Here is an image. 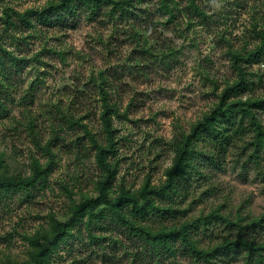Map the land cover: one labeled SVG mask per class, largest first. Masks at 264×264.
Listing matches in <instances>:
<instances>
[{
  "label": "rangeland",
  "instance_id": "374dc122",
  "mask_svg": "<svg viewBox=\"0 0 264 264\" xmlns=\"http://www.w3.org/2000/svg\"><path fill=\"white\" fill-rule=\"evenodd\" d=\"M116 2L135 14L122 17L117 10L110 16L112 5L94 16L81 3L71 10L52 8L61 0H0V56L11 60L7 50L26 60L18 67L5 63L10 75L1 101L7 110H0V180L29 179L35 169L53 163L41 186L0 191V264H29L32 239L49 229L52 216L67 222L83 195L99 198L103 172L87 133L107 144V103L117 111L108 115L115 142L109 161L117 170L109 198L115 200L124 188L142 205L143 188L168 182L178 139L211 116L224 92L240 80L233 55L260 52L261 58L241 63L248 86L225 106L237 109L264 97V0ZM42 12L43 22L35 15ZM17 14L30 15L31 24H18ZM255 117L264 130V108ZM70 118L77 122L71 125ZM228 132L223 151L205 137L194 139L186 187L170 199L150 195L155 206L174 214L135 217L129 206L116 211L153 233L186 225L205 250L237 237L239 215L245 223L264 216V147L259 159L251 157L259 134L248 118L239 132ZM51 154L55 160L49 161ZM214 154L223 156L220 165L205 162ZM217 213L230 225L212 218L206 227L191 229L199 218ZM95 214L90 227L85 217L72 228L47 264H203L181 251L150 262L141 255L147 249L142 235L111 206L103 204ZM256 236L264 241V228L258 227Z\"/></svg>",
  "mask_w": 264,
  "mask_h": 264
},
{
  "label": "trees",
  "instance_id": "16d2710c",
  "mask_svg": "<svg viewBox=\"0 0 264 264\" xmlns=\"http://www.w3.org/2000/svg\"><path fill=\"white\" fill-rule=\"evenodd\" d=\"M74 1L75 0H61V4L52 8L62 9L69 7V9L72 8L71 10H73L75 9V4L79 5L81 3L83 4V7L92 11L93 15L96 16L104 6L112 5L114 7H111L112 11L109 13L110 16H113V13L117 12V10H120L122 17L127 15L129 12L131 14H135L133 9L127 10L126 6L121 5L122 3H114V0H76L78 3L75 2L73 4ZM96 7L98 8L97 11L94 10ZM33 12L34 11L30 14ZM35 15L38 17V20L42 22L46 20L44 12L37 13ZM29 16L17 14L18 24H23L21 26L30 25L32 18ZM10 19L11 17L8 18V25H10ZM3 52L9 55L11 65L17 64L16 66L18 67L20 65L19 63H24L26 61L25 59H19L7 50H3ZM259 53L260 52H252L250 55L246 56L238 54L233 55V65L239 70L240 80L224 92L221 97L219 107L211 116L207 117L206 120L196 126L191 134L178 139L177 144L175 145L177 151L175 167L167 172L168 182L159 189L152 187L149 188V186L143 188L140 191V196L146 201V203L142 205L140 204L139 197L131 195L130 192L125 191L124 188L121 195L115 200H110L109 198L110 190L113 188L114 182L116 181L117 170L116 165L109 161L110 155L114 152L113 146H115V142L112 140L114 133L112 118L108 117V115H112L114 113L117 114V111L111 108V106L107 103V110L104 114V122L106 123L105 129L109 134L107 137V144H100L92 133L89 131L87 133L94 149L96 150L97 164L103 172V175L101 176V178H103V182L100 190V196L99 198H93L90 195H83L80 201L76 203L74 208L71 210L72 215L67 222H62L56 216H52L49 222V229L44 230L32 239L34 250L29 264H47V260L52 253L56 252L65 238L71 234L72 228L82 224L85 221V217H88L90 221V223L86 226L90 227L93 223L92 220L98 217V215L95 214V211L103 204L111 206V211L123 220L127 226L130 225L129 229L132 228L134 231H138L139 234L142 235L141 239L146 244L147 249L141 253V255L142 258L149 257L150 262L158 260V263H160V259H167L169 256L173 257L178 251H181L182 254H186L187 256L190 255L195 260L200 261L203 264H232L234 261H239V264H264V241H258L256 236L257 228H264V216L253 218L249 221V223H245L248 222V220L239 215L237 220L241 223L243 222V225L237 224L236 222L234 223L235 226L239 228V231L237 232L238 236L232 239H227L226 242L213 247L211 250H205L199 247V241L193 238L190 227L186 225L168 230L163 228L157 233H153V231L149 228L134 226L132 220L127 216V214L123 216V213L120 214L116 211L117 209L121 212L123 207L129 206L131 208L130 213L135 217L143 218L147 213H158L159 215L174 214L172 213L174 210L163 209L162 207L155 206V203L149 201L150 195L155 193V195L161 200L167 198L170 199L173 191L176 193L178 191L177 189L181 188L180 190H182L186 187L185 182L187 181L186 171L188 167V160L190 157H195V151L192 148L195 138L205 137L206 140H209V144L212 143L213 145L218 146L220 151H223L226 148L228 143L227 141L230 137L228 130L232 128V131L235 130V132H239L245 119L247 118L250 120L251 127L257 132V134H259L258 141L254 143L257 151H255L251 157L253 156L254 159H259V147H264V142L261 140V138L264 137V130H262L263 126L259 124L255 115L256 112L258 113V110L264 108V97H257V99L253 102H242L241 104H237V109H229L226 107L227 105L225 106L229 97L239 95V91H242L243 88L248 86L245 76L246 70L243 68L241 63H251L253 58H261V54ZM9 61H6L2 56H0V110L4 111L7 110V107L3 104L4 102L2 103L1 101H3L2 94L6 95L9 91V85L4 83L7 76L10 75L8 70L10 66L5 64ZM103 94L104 102H106L107 95L105 92H103ZM74 121L75 120L70 118L69 123L74 125V123L77 122ZM54 158L55 155L51 154L49 161L55 160ZM221 158H219V155L216 156V154H214L213 156H207L205 158V162H209L211 165H214V163L220 165L219 162L221 161ZM52 165L53 163L51 161L47 165V168L35 169L33 176L29 179L19 178L0 180V191L6 193L30 191L33 188L41 186L53 169ZM212 218L215 222L223 221L225 224L230 225V220L227 219V216H221L220 213H217L211 215L210 217L199 218V220H196L193 224H191V229L192 227L198 229L201 225L202 227H206L205 223H207V225L211 224ZM141 255H137V259L142 260V258H140ZM136 261L137 260H134L135 264Z\"/></svg>",
  "mask_w": 264,
  "mask_h": 264
}]
</instances>
